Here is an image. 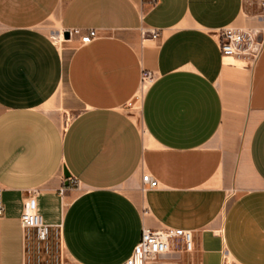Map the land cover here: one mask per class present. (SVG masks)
Masks as SVG:
<instances>
[{
	"label": "crops",
	"instance_id": "crops-1",
	"mask_svg": "<svg viewBox=\"0 0 264 264\" xmlns=\"http://www.w3.org/2000/svg\"><path fill=\"white\" fill-rule=\"evenodd\" d=\"M263 1L0 0V264H32L30 197L75 264H123L145 227L192 233L180 264H264ZM227 27L261 33L252 65ZM72 28L97 37L52 39Z\"/></svg>",
	"mask_w": 264,
	"mask_h": 264
},
{
	"label": "built area",
	"instance_id": "built-area-1",
	"mask_svg": "<svg viewBox=\"0 0 264 264\" xmlns=\"http://www.w3.org/2000/svg\"><path fill=\"white\" fill-rule=\"evenodd\" d=\"M66 31H69V39L77 36L82 44H87L97 37V30L94 28H72L59 32L57 36L60 41L57 43L69 40L65 37ZM153 36L156 37L157 33L154 32ZM52 39L56 41L53 37ZM262 42L263 40H258V36H255L251 31L236 27L224 28L219 32L218 36V44L222 55L242 60H247L250 56H253L255 61L261 50ZM152 78L153 76L150 72H145L142 76V81L147 84ZM133 99L128 102L127 107H135L136 102ZM69 181L74 185H78L76 178L69 177ZM142 182L143 190L159 186V181L149 173L142 175ZM65 190L66 187L62 186L59 189L60 194L63 195ZM35 193V190L32 191L33 195ZM3 212L4 207L0 204V215ZM20 224L23 229L32 230L39 241L46 240L54 229L52 225L45 223L43 216L36 211L31 197L25 200L24 209L20 215ZM179 242L183 243L186 251H191L193 248L192 233L189 230L180 228L151 229L145 227L133 254L123 264H146L149 260L168 253Z\"/></svg>",
	"mask_w": 264,
	"mask_h": 264
},
{
	"label": "rangeland",
	"instance_id": "rangeland-1",
	"mask_svg": "<svg viewBox=\"0 0 264 264\" xmlns=\"http://www.w3.org/2000/svg\"><path fill=\"white\" fill-rule=\"evenodd\" d=\"M243 29L251 31L253 34H255V36H258L259 40V36L261 34L260 32L252 28ZM54 34L56 33H52V35ZM243 61L249 65H252L254 58L253 56H250V58ZM145 88L146 85L133 99V101L136 102L135 107H127L134 118L137 120L141 115L142 98ZM49 108L50 112L53 113L61 121L62 124L69 123L76 113V111L65 109V107L61 105V103L50 105ZM32 240V264H75L74 261H72L67 255L62 245L61 234L58 229H53L49 234V237L44 241H39L36 238L35 234H33ZM184 252L186 254H190L188 253L190 251H186L184 249L183 243L179 242L174 248H171L168 253L158 256L156 259L149 260L146 264H180V258L177 254H182Z\"/></svg>",
	"mask_w": 264,
	"mask_h": 264
},
{
	"label": "water",
	"instance_id": "water-1",
	"mask_svg": "<svg viewBox=\"0 0 264 264\" xmlns=\"http://www.w3.org/2000/svg\"><path fill=\"white\" fill-rule=\"evenodd\" d=\"M65 37H66L67 39H69V31H66V32H65ZM259 40H261V35L259 36ZM64 177H65V179H66V183H65V185H66V186H69V177H71V174H70V172L68 171L67 168L64 169Z\"/></svg>",
	"mask_w": 264,
	"mask_h": 264
},
{
	"label": "bare ground",
	"instance_id": "bare-ground-1",
	"mask_svg": "<svg viewBox=\"0 0 264 264\" xmlns=\"http://www.w3.org/2000/svg\"><path fill=\"white\" fill-rule=\"evenodd\" d=\"M52 37L56 40V42H59L60 41L59 38H58V36H57V34L52 35Z\"/></svg>",
	"mask_w": 264,
	"mask_h": 264
}]
</instances>
